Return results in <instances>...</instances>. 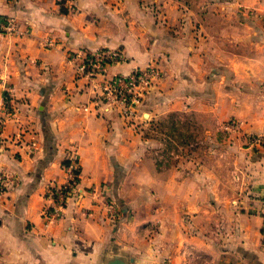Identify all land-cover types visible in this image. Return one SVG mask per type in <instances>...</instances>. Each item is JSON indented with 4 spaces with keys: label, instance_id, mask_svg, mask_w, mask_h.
<instances>
[{
    "label": "crops",
    "instance_id": "1",
    "mask_svg": "<svg viewBox=\"0 0 264 264\" xmlns=\"http://www.w3.org/2000/svg\"><path fill=\"white\" fill-rule=\"evenodd\" d=\"M1 18L18 31L0 33V264H264V142L248 138L264 136V0H0ZM103 50L123 53L111 76L164 72L134 124L76 80ZM171 113L228 132L227 181L219 166L209 185L201 165L161 167L154 127ZM71 153L81 202L46 226ZM103 187L114 220L98 213Z\"/></svg>",
    "mask_w": 264,
    "mask_h": 264
},
{
    "label": "built area",
    "instance_id": "2",
    "mask_svg": "<svg viewBox=\"0 0 264 264\" xmlns=\"http://www.w3.org/2000/svg\"><path fill=\"white\" fill-rule=\"evenodd\" d=\"M57 1L61 6H66L71 10L75 0ZM17 31L14 20L11 18L0 19V33L13 34ZM47 46L53 47V42L48 41ZM123 60V53L119 50L85 53L82 61L76 66V80L84 82L83 89L90 95L100 114L115 113L128 124H134L137 120H142L139 113L142 101L163 79L164 72L157 65H150L144 69H136L127 75H109V68ZM3 124L4 119L0 114V131ZM232 127L231 122V126L229 125L228 128ZM248 138L254 143L262 144L264 142V136L249 135ZM2 144L3 140L0 135V148H2ZM66 161L68 164H63V167L66 171L67 181L64 184L51 185L46 194L47 199L51 202L44 208L42 214L46 226L55 223L63 216L71 200L79 201L81 198L78 192L81 173L78 157L71 153L67 155ZM7 188V178L0 174V195L4 194ZM99 192L106 198L105 208L108 217L116 219L120 210L111 198L109 190L103 187Z\"/></svg>",
    "mask_w": 264,
    "mask_h": 264
},
{
    "label": "rangeland",
    "instance_id": "3",
    "mask_svg": "<svg viewBox=\"0 0 264 264\" xmlns=\"http://www.w3.org/2000/svg\"><path fill=\"white\" fill-rule=\"evenodd\" d=\"M154 132V136L163 143L161 149L163 152L160 153L159 160L161 167L179 163L186 164L191 168L201 165L204 169L205 180L209 185L211 168L219 166L220 180L227 181L229 169L228 132L214 128L205 116L197 120L192 113H171L157 122ZM91 192L94 196L96 195V207H99L100 210L98 213L105 211V217L110 219L105 208V196H102L98 190L92 189ZM80 202L81 198L78 203ZM88 214L94 215L95 210H90Z\"/></svg>",
    "mask_w": 264,
    "mask_h": 264
},
{
    "label": "trees",
    "instance_id": "4",
    "mask_svg": "<svg viewBox=\"0 0 264 264\" xmlns=\"http://www.w3.org/2000/svg\"><path fill=\"white\" fill-rule=\"evenodd\" d=\"M63 164H65V165L68 164V161L65 160Z\"/></svg>",
    "mask_w": 264,
    "mask_h": 264
}]
</instances>
